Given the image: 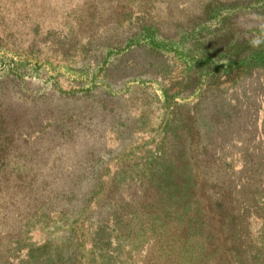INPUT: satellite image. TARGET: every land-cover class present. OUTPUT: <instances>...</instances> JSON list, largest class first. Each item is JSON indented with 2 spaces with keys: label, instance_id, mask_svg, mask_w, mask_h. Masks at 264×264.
I'll use <instances>...</instances> for the list:
<instances>
[{
  "label": "rangeland",
  "instance_id": "obj_1",
  "mask_svg": "<svg viewBox=\"0 0 264 264\" xmlns=\"http://www.w3.org/2000/svg\"><path fill=\"white\" fill-rule=\"evenodd\" d=\"M143 1L149 24L170 9L193 30L166 55L117 50L105 67L106 36L86 35H109L106 0H0V264H264V67L200 78L180 51L264 43V0ZM131 61L153 62L154 81L108 80L116 118L103 138L94 121L75 136L66 95ZM100 93L69 106L94 114ZM84 148L102 164H79Z\"/></svg>",
  "mask_w": 264,
  "mask_h": 264
},
{
  "label": "trees",
  "instance_id": "obj_2",
  "mask_svg": "<svg viewBox=\"0 0 264 264\" xmlns=\"http://www.w3.org/2000/svg\"><path fill=\"white\" fill-rule=\"evenodd\" d=\"M94 1V0H92ZM106 8H101L99 4H96L101 13V16H105L104 20H99L98 22H102L106 27L111 28V30H117L116 32L109 31V35L102 33L98 35L96 32V28L89 32L86 35V39L89 43L94 42L96 38L103 39L106 36L108 42L106 45L102 46L100 49L102 55V64L106 66L109 65L108 58L113 54L122 52L124 56L133 55L134 57L136 53H139L140 50L146 51L149 55L159 56L166 55L168 49H172V44L181 45V37L182 35H188L193 30L190 26L182 22H174L170 19L169 13L170 9L168 4H166L165 9H169L166 11V14L162 20V23H153L149 24L151 20V10L145 7L147 1L140 2V0H106ZM188 7V6H187ZM139 10V14L134 16V21L131 22L133 12L132 10ZM129 14L127 16V20L123 19L124 14ZM119 17V18H118ZM95 22V21H93ZM163 24V25H162ZM163 26L172 30H164ZM180 28L183 32L182 34H178L175 30L176 28ZM110 41V42H109ZM222 41V43H221ZM243 41V40H241ZM218 48L215 46V42L206 41L202 42L200 52L196 50V52H190L188 49H180L181 52L188 58L194 60L192 65L191 74L197 73V77H206L208 75H218L219 79L223 78V82H228V77L233 73V76L241 77L248 70L254 67L263 66L264 67V43H257L254 45H250L243 42L235 41L227 43L222 39V36L219 35L218 39ZM216 47V48H215ZM138 56V54H136ZM127 73L116 74V79L111 76L109 72L104 71V75L101 78L100 86H92L93 80L90 76V73L86 71V77L89 80H86L85 83H88L89 86H80L78 90L67 94L64 99V106L58 108L60 114L58 115L60 119L68 120L67 118L71 116L76 117V125H82L79 128L80 131H74L75 136H79V134L86 135V131L89 130L88 122L94 121L95 124L92 125L93 133L91 135H98V138H103L105 133V129L110 127L108 122H105L107 118H116V111L111 106L107 109L105 103L107 101L108 96L112 93V87L110 86V82L108 80L112 79L115 83L125 84L127 81H145L150 82L154 81L156 78L155 74L153 75V69L157 68V66L153 62H149L143 66H139L137 61H131V65L128 67ZM140 70V72H136ZM202 73H200V71ZM135 73L134 76H129L130 74ZM16 81L19 82L20 79L16 78ZM192 81V79H191ZM199 82V81H198ZM190 85V84H189ZM110 89V90H109ZM98 90V91H95ZM97 92H102L101 100L98 99V102L87 103V105H96L97 112L94 114L90 113H81V107H73L71 108L70 103L72 98L75 99H97ZM72 97V98H71ZM56 110V108H55ZM1 118V115H0ZM115 120H113L114 122ZM119 122H116L117 124ZM77 130V129H76ZM76 148H78L76 146ZM75 156H83L79 158L78 163H85L88 166L97 167L101 163L99 157L93 158L92 155L95 154L94 150L85 151V148L82 150H76ZM81 181H79V185ZM80 189V186L78 187ZM96 194H91L89 198H94ZM87 199V198H86ZM186 216V215H185ZM169 227V223L166 226V230ZM204 227V226H203ZM165 230H163L164 232ZM164 238L162 239V241Z\"/></svg>",
  "mask_w": 264,
  "mask_h": 264
}]
</instances>
